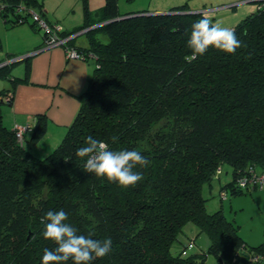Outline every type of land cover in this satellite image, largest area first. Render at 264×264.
<instances>
[{
  "label": "trees",
  "instance_id": "trees-1",
  "mask_svg": "<svg viewBox=\"0 0 264 264\" xmlns=\"http://www.w3.org/2000/svg\"><path fill=\"white\" fill-rule=\"evenodd\" d=\"M255 3V12L232 27L243 47L235 54L209 48L191 62L185 59L191 26L204 16L187 1L163 12L124 14L117 0L94 10L84 4L82 23L58 33L83 30L85 46H74L93 71L58 144L35 155L22 144L24 134L41 139L44 117L19 141L0 109V264H41L43 250L56 247L42 236L41 218L50 210H64L78 234L111 238L112 251L92 264H205L208 252L220 264H264V241L246 245L238 225L221 209L207 212L202 197V185L219 178L221 164L232 168L231 181L221 187L231 193L253 188L234 184L241 172L264 169V1ZM35 5L40 2L0 0V16L41 29L18 8ZM15 62L0 65V77L11 82L0 90V108L27 78V71L23 77L9 72ZM159 120L162 127L152 129ZM88 136L112 150L141 152L150 161L137 169L143 180L125 189L85 172L75 153ZM188 221L210 239L197 259L169 248Z\"/></svg>",
  "mask_w": 264,
  "mask_h": 264
},
{
  "label": "rangeland",
  "instance_id": "rangeland-1",
  "mask_svg": "<svg viewBox=\"0 0 264 264\" xmlns=\"http://www.w3.org/2000/svg\"><path fill=\"white\" fill-rule=\"evenodd\" d=\"M40 2V9H42V17L49 22H58L63 28H69L74 25L82 23V15L84 1L86 2L87 8L92 10L100 6L104 0L98 3V0H38ZM139 0H118L119 11L124 12L130 9H151L154 4H157L155 0H149L150 4H145L148 0H143L142 6L135 7V2ZM230 1V0H227ZM189 4V2H187ZM230 2H214V0L205 1L203 7L209 8V10H202L204 17H208L213 23L217 21L224 27L232 28L233 25L238 23L243 17L248 15L250 12H255V2H243L229 5ZM160 5V4H159ZM168 5V4H167ZM164 9H168L169 6H160ZM202 7V5H201ZM37 5L31 6L28 10L37 13L39 11ZM203 9V8H200ZM23 13L27 10L25 7L20 9ZM28 18L31 19V13L28 14ZM8 21H3L0 16V37L2 46L1 51L6 48L15 49L18 44L28 47L33 45L38 40V37H42L43 28L34 31L29 27L27 23L24 25H16L10 28H6ZM9 24V23H8ZM81 35H78L76 39H81ZM102 41H106V37H101ZM20 55V54H16ZM10 59V58H9ZM7 61V60H6ZM23 62L20 61L18 64L12 66L14 74L17 70L21 69ZM7 79L0 77V82H4ZM7 106L3 105L1 108L3 112H6ZM6 118V116L4 115ZM163 120H159L152 129H159L163 125ZM232 168L230 165L224 163L221 164V172L219 179H211L209 184H203L202 186V197L205 198V210L207 212H213L221 209L226 219L232 221L238 225V232L246 245H256L261 241H264V187H253L252 189L243 188L238 193H231V190L227 189L226 196L221 199L220 190L221 187L225 188L226 183H229L232 179ZM228 186V185H226ZM177 238L171 244L170 251L173 255H181L183 257L189 255H196V259L199 258L198 254L206 252L210 239L205 232L198 229V226L193 222H185L182 226L179 234H176ZM205 264H220V261L216 256L208 252L204 257Z\"/></svg>",
  "mask_w": 264,
  "mask_h": 264
},
{
  "label": "crops",
  "instance_id": "crops-1",
  "mask_svg": "<svg viewBox=\"0 0 264 264\" xmlns=\"http://www.w3.org/2000/svg\"><path fill=\"white\" fill-rule=\"evenodd\" d=\"M102 1L103 0H98L97 4H100ZM150 1L148 0L145 4H150ZM155 1L156 3H158L152 5L153 7L149 9V11L163 12L168 9H164L160 6L171 7L173 5L181 4L185 1L189 2L188 6L190 10H209V8L203 7L206 6L203 5L204 2L209 0ZM224 1L235 2L236 0H214V2ZM84 4L86 5L85 1ZM140 4H144L143 0L135 2L134 4H132V6H142ZM37 6L39 7L37 9L42 12V9H40L41 7L39 5ZM132 10L138 9H130L124 12L120 11V13L124 14ZM8 23L9 21L5 25L6 28L16 26L10 25V23ZM24 24L25 23L21 25ZM27 24L34 31L38 30L32 28L29 23ZM75 26L77 25L71 26L69 28H63L70 30ZM82 31L83 30H79L78 32L75 31L77 32V34L73 37V45L85 46L86 39L82 35L81 39H76L77 36L82 33ZM21 44L15 46V49L6 48L4 51H1L2 55L0 56V60L2 59L3 61H5L4 58H7L9 56L13 57L16 54H24L37 50L31 56L27 57L28 60L23 59L14 63L18 64L20 61L23 62L22 68L17 70V73L14 74L13 72H11L12 68L11 71H9L13 76L17 77H23L24 72L27 71V78L24 81L15 83V86L13 87V97L11 103L3 104L7 106L6 112H3V110L1 109L3 105L1 106L0 109L2 112V121L7 125L8 128H12L14 123L29 124L30 127L33 128L37 116H43L46 120V130H44L45 133L41 137V139L39 138L37 141H31V132L28 131L24 134L25 137L22 143L25 147L29 148L32 153L37 156H41L52 150V148L55 147L63 137L65 129L70 123L78 107V100L76 98V95L85 88L87 83L86 80L93 71V65L92 61L90 60L66 57L63 46H43V34L42 37H38L36 43H33V45H29L27 48L23 47L24 45ZM10 83L11 82L9 78L4 82H0V90L9 89L11 87ZM4 115L6 116V118L4 117Z\"/></svg>",
  "mask_w": 264,
  "mask_h": 264
},
{
  "label": "clouds",
  "instance_id": "clouds-1",
  "mask_svg": "<svg viewBox=\"0 0 264 264\" xmlns=\"http://www.w3.org/2000/svg\"><path fill=\"white\" fill-rule=\"evenodd\" d=\"M243 46L232 28L222 26L219 21L213 23L205 16L191 26L187 41L191 55L185 59L191 62L203 56L209 48L235 54ZM117 139L116 136L111 138L113 142ZM75 155L84 161L85 172L125 189L142 181L143 173L137 169L150 164L148 158L137 150H112L107 142L92 136L85 139L84 145L76 150ZM67 220L68 214L64 210H50L41 218L44 224L43 238L56 245L54 249L43 250L41 264H67L68 261H72V264H92L112 251L111 238L101 240L92 238V234H78V229L67 223Z\"/></svg>",
  "mask_w": 264,
  "mask_h": 264
},
{
  "label": "built area",
  "instance_id": "built-area-1",
  "mask_svg": "<svg viewBox=\"0 0 264 264\" xmlns=\"http://www.w3.org/2000/svg\"><path fill=\"white\" fill-rule=\"evenodd\" d=\"M255 1H264V0H253L252 2ZM243 2H249L247 0H236L235 2L229 3V5H234L235 3H243ZM19 9L23 10V6H19ZM17 8V10H19ZM26 9V8H25ZM0 10H1V6H0ZM28 13H31L32 15V19L33 22L36 23V26L38 25L40 28H43V32H45L44 34V38H43V43L45 47H52V46H63L64 50H65V54L66 57L69 58H83L84 54L82 51H79L76 46L72 45L69 43L70 39H72L77 32H73L72 34H68V35H62L58 32H61V26L59 24L56 25H51L50 23L48 24L47 21L41 17L38 13H35L34 11L28 10ZM37 50L31 51V52H27V53H35ZM18 56V55H17ZM14 58V57H13ZM10 58V59H13ZM10 59H7V61H11ZM5 61H3L2 63H5ZM0 63V65L2 64ZM32 127H30L29 124H25V123H14L12 126V130L14 132V135L16 137L17 140L21 141L23 138V134L28 131L31 130ZM218 171H220L219 168L216 169L215 173H217ZM234 184H238V186L241 187H245V186H250V187H264V169L262 170H257L250 168L248 172L243 173L241 172L239 174V176L236 178L235 183ZM226 196V192L225 190H221L220 191V198L224 199ZM252 257V256H251ZM253 260L257 259V256L253 255L252 257Z\"/></svg>",
  "mask_w": 264,
  "mask_h": 264
},
{
  "label": "water",
  "instance_id": "water-1",
  "mask_svg": "<svg viewBox=\"0 0 264 264\" xmlns=\"http://www.w3.org/2000/svg\"><path fill=\"white\" fill-rule=\"evenodd\" d=\"M247 1L252 2L253 0H247ZM31 55H32V53H24V54H20L18 56H15L13 59H10V60L19 61V60H23V58L29 57Z\"/></svg>",
  "mask_w": 264,
  "mask_h": 264
}]
</instances>
